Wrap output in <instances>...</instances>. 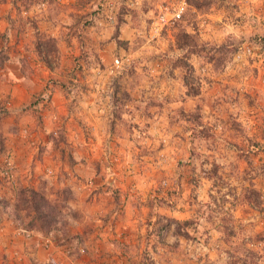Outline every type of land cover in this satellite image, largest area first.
I'll return each instance as SVG.
<instances>
[{"label": "rangeland", "instance_id": "rangeland-1", "mask_svg": "<svg viewBox=\"0 0 264 264\" xmlns=\"http://www.w3.org/2000/svg\"><path fill=\"white\" fill-rule=\"evenodd\" d=\"M199 1L0 0V264H264V0Z\"/></svg>", "mask_w": 264, "mask_h": 264}, {"label": "trees", "instance_id": "trees-1", "mask_svg": "<svg viewBox=\"0 0 264 264\" xmlns=\"http://www.w3.org/2000/svg\"><path fill=\"white\" fill-rule=\"evenodd\" d=\"M191 5H195L197 8L201 6V2L199 0H189ZM52 43V42H51ZM48 52H53L55 49V44L46 43ZM177 44L181 48H187L188 53H194L199 51L196 49L197 41H195V36L186 32L181 31L177 34ZM47 65L52 68V65L49 61H46ZM189 79L186 80V85L189 86ZM189 91L193 94H198L196 88L191 85L189 86ZM7 110L5 108L4 114L0 116V121L4 119V115H7ZM195 115V112L193 113ZM2 132H0V141H2ZM65 190H63V196ZM255 192V190H252ZM17 200L14 205V209L12 210L13 217L18 221H25L27 218V227L30 229H42L43 226L50 225L52 226L55 222H58L61 218L65 217V213L63 212L64 207L68 204L71 198H67V196L62 197V199L51 200L46 194L42 191H39L33 187H24L20 186L17 189L16 193ZM8 211V210H7ZM24 211V212H23ZM23 212V213H22ZM10 216V215H9ZM177 223V234L183 233L182 228L184 226L191 223L192 220H174ZM165 227L164 225H160V229L162 230Z\"/></svg>", "mask_w": 264, "mask_h": 264}, {"label": "built area", "instance_id": "built-area-1", "mask_svg": "<svg viewBox=\"0 0 264 264\" xmlns=\"http://www.w3.org/2000/svg\"><path fill=\"white\" fill-rule=\"evenodd\" d=\"M186 10V3L182 2L178 4L175 8L171 9L169 6H165L164 10H162L160 16H159V21L162 27L173 24L179 20H181L184 16ZM116 65L120 63V59L117 58L115 60ZM9 168H14L12 165V162H9Z\"/></svg>", "mask_w": 264, "mask_h": 264}, {"label": "crops", "instance_id": "crops-1", "mask_svg": "<svg viewBox=\"0 0 264 264\" xmlns=\"http://www.w3.org/2000/svg\"><path fill=\"white\" fill-rule=\"evenodd\" d=\"M7 27V26H6ZM6 31V30H5ZM8 82H5V83H3L2 85V89L4 90L6 87H7V89L9 90V87L8 86H12L13 88H14V91H16V89H19V88H21L22 86H23V88H24V83L22 82L21 83V80L19 81V83H14L13 81L14 80H7ZM8 85V86H7ZM4 86H5V88H4ZM6 90V89H5ZM25 90V89H24ZM2 91V90H1ZM2 223H7V222H2ZM9 226V225H8ZM4 230L2 229V230H0V232H2L1 233V237L0 238H2V235H6V232H3ZM18 232V231H17ZM17 232L15 231L14 232V234H12V233H10V235L8 236V238H11V239H13V240H16V239H18V237L19 236H21V235H19V236H17L18 234H17ZM21 234V233H20ZM1 241H2V239H1ZM11 242H12V240H11ZM10 244H12V243H10ZM9 244V245H10ZM15 247H18L19 248V246H18V243L15 245H13V248H10V247H8L7 249H9V250H13ZM0 250L1 251H3V245H0ZM8 256V255H7ZM5 259H4V262H5V264H10V263H13V260L11 259V258H9V257H5V256H3ZM12 257V256H11ZM7 262V263H6Z\"/></svg>", "mask_w": 264, "mask_h": 264}]
</instances>
